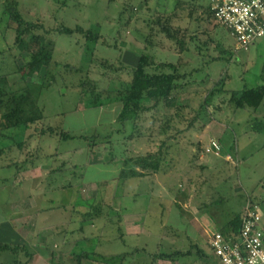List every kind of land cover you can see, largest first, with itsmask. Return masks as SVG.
<instances>
[{
    "label": "rangeland",
    "instance_id": "374dc122",
    "mask_svg": "<svg viewBox=\"0 0 264 264\" xmlns=\"http://www.w3.org/2000/svg\"><path fill=\"white\" fill-rule=\"evenodd\" d=\"M15 1L23 17L41 25L39 33L52 30L50 38L55 49L47 76L45 67L33 76H27L24 70L13 73L27 56L17 48L16 24L8 21L5 12V4ZM195 1L192 15L189 9L179 12L176 18L181 26L179 35L190 47V54L185 53L186 59L190 58L186 68L194 71L190 83L186 82L178 106L149 114L143 121L144 135L134 139L132 123L123 126L116 120L121 107L116 91L131 78L129 69L122 65L135 67L145 51L155 54L157 60L179 58V44L154 22L175 11V0H0V75L11 72L3 84L19 90L32 83L34 91L35 84L51 83L38 93L44 121L0 132V216L4 210L12 213L8 206L26 208V199L31 196L32 204L38 202L46 210L34 215L33 220L21 219L27 224L20 231L32 232L30 222L39 227L41 220L45 224L49 218L60 222L62 233L74 230L72 245L76 251L116 254L134 247L158 250L163 241L161 220L169 224L166 232L170 238L177 237L180 247L186 248L190 242L188 232L196 229L197 233L199 226L211 232L205 218H213L220 229L250 202L264 208V131L253 128L256 119H264V103L253 110L236 108L228 102L230 91L263 82L264 37L247 49L239 48L227 27L209 19V0ZM60 24L74 28L80 25L84 31L59 33L56 29ZM88 29L97 32L99 38L88 40ZM219 41L228 51L226 60L217 59L222 55ZM226 77L230 79L224 93L215 97L208 113L200 114L198 105L215 83ZM86 81L97 84V104L91 92L81 93L82 82ZM49 126L57 132H51ZM60 130L70 132L71 137L63 138ZM211 136L221 140L224 155L202 151L206 158L201 159L195 151ZM164 141L169 145L167 155L164 150V165L171 167V174L162 176L163 182L151 177H119L126 157L156 152ZM228 152L237 160L236 168V163L225 159ZM33 164H40L41 178L25 180L24 175L35 174L32 170L23 172ZM92 205L101 209V217H96L99 209L91 211ZM129 211L140 212V223L145 227L141 235H124L127 229L122 222ZM148 224L150 231L146 230ZM203 229L197 245L205 248L207 256L201 258L195 253L189 264H218L219 258L209 245L210 236ZM82 231L84 235L79 233ZM62 233L51 236L41 247L59 251L61 258L64 255V264H71L69 245L64 244L66 235ZM35 245L32 248L41 244ZM32 250L38 251V247ZM0 255L2 264L4 260L22 262L25 253L5 250Z\"/></svg>",
    "mask_w": 264,
    "mask_h": 264
},
{
    "label": "trees",
    "instance_id": "16d2710c",
    "mask_svg": "<svg viewBox=\"0 0 264 264\" xmlns=\"http://www.w3.org/2000/svg\"><path fill=\"white\" fill-rule=\"evenodd\" d=\"M189 6V7H188ZM197 6L195 0H175V11L169 13L166 18L159 16L155 19V23L160 28V31L165 34L168 38L176 41L179 44V58L176 61L171 60H157L155 54L149 51L143 52L140 57L138 64L135 67L122 65V68L129 69L130 79L127 85L123 88L117 89L115 97L121 102V107L116 120L120 122L123 126L131 122L136 132L133 137L138 138L144 135L143 133V121L149 114L156 115L160 113L165 108H174L178 106L179 99L186 82H189L190 76L193 72H189L187 67L186 59L189 53L190 47L187 43L185 37L179 35L181 26L176 24V18L179 17V12H188L190 15L193 13L192 10ZM206 13H208L209 19L216 23L214 11L212 10V0L206 7ZM5 12L8 16V21L10 23L14 22L16 24V44L17 48L21 51L27 52L25 56L24 63L17 67L13 73H18L24 70L27 76H33L39 73L43 68H46L45 75L50 73L48 70L49 66L53 61V54L55 49V42L50 38L52 30L45 29V33H39L38 30L41 25L27 20L22 12L20 11L18 2L5 4ZM188 24L185 26L186 30ZM59 33L74 34L76 32L82 33L84 31L83 26H77L76 28L68 26L66 24H60L57 29ZM183 31H185L183 29ZM230 31V30H229ZM29 36V37H28ZM28 37V38H26ZM86 38L88 40H97L99 34L97 32H92L91 29L86 31ZM194 38V37H191ZM220 42V41H219ZM219 52L222 54L217 57L218 60H226L225 56L227 49L223 44L218 43ZM190 54V53H189ZM231 54V52H229ZM186 61V62H185ZM190 64V63H188ZM109 68H113L110 66ZM77 71L81 69L75 68ZM198 70V68H197ZM11 72H7L0 75V132L6 131L12 128H29L32 125H36L46 118L45 112L39 103V91L49 84H35L33 91V84H27L26 88H21L19 90H13L12 88L6 87L5 80L9 77ZM262 83H259L255 87H245L241 90L230 91L228 102L230 105L236 108H245L258 110L264 103V71L260 73ZM230 78H220L208 92V94L203 98L199 106V113L204 111L208 113V106L215 102V97L223 94L225 85ZM261 80V81H262ZM95 82H82L81 93L86 94L91 92L93 97V103L97 104L100 96L96 91ZM38 87V88H37ZM189 87V85H188ZM36 89V91H35ZM113 95V94H112ZM111 96V95H110ZM32 101V104H29ZM168 126V125H167ZM254 130L262 132L264 131V119H256L254 122ZM51 132L56 133V129L53 126H49ZM45 132V131H44ZM60 135L63 138L71 137L70 132L60 130ZM221 141V140H220ZM164 141L160 149L156 152H149L147 154L126 157L124 160V166L120 169L119 177L127 180L134 177H146L153 173H162L165 168V156L164 150L169 153V145ZM19 145H24V142H19ZM205 145H199L196 155L200 156L201 152H204ZM164 146H166L164 148ZM224 151V150H223ZM3 149L0 148V154ZM239 165H235V168ZM252 204V202H250ZM99 209L96 217H101V209L96 205L91 206V211ZM90 211V212H91ZM243 211L235 213L222 227L219 229L224 234L237 239L240 235V230L243 224ZM89 212V213H90ZM88 213V214H89ZM101 213V214H100ZM119 216L122 217L120 214ZM72 220V219H71ZM121 221V218H120ZM60 227L56 225L55 228ZM60 229V228H59ZM14 245V244H13ZM11 245V243H5L0 241V251L9 250L11 252H21L25 245ZM194 246H197V250L193 251ZM192 246L191 249L183 250L177 249L171 252H148L146 249H141L136 247L132 252L127 253H116L111 255H101L100 260L102 261H112L115 259L125 260L126 257L134 255L140 251L145 250L152 257L153 263L158 261H179L187 254H197L199 257L204 258L206 252L203 248H199L198 245ZM27 250V249H26ZM69 255L72 258L71 264H86L89 259L95 260L97 257L96 252H89L86 250L76 251L74 248L69 249ZM201 254V255H200ZM66 259V258H65ZM65 261L60 264H64ZM122 264V263H121Z\"/></svg>",
    "mask_w": 264,
    "mask_h": 264
},
{
    "label": "crops",
    "instance_id": "0c3cea01",
    "mask_svg": "<svg viewBox=\"0 0 264 264\" xmlns=\"http://www.w3.org/2000/svg\"><path fill=\"white\" fill-rule=\"evenodd\" d=\"M205 156H204V153L201 152L199 157L201 159H205L206 158ZM39 165L35 166L33 164L32 167L23 171L24 174H27V171H31V170L34 171V173H35L32 175V177H27L24 175L23 178L25 180H31V179L36 180L38 178L40 179L42 171L40 170ZM120 167L121 166H119V168ZM170 171H171V167L170 168L165 167L162 173H153L149 176H146V178H148V177L155 178L156 182H160L161 181L160 178H162V176L165 177L166 175L168 176L171 174ZM172 171H173V169H172ZM163 181H161V182H163ZM43 185L47 186V185H45V183ZM37 186H39V184ZM32 193L33 192H30V195H32ZM31 198H32L31 196L29 197V199L25 198L26 202H27L26 208L23 209L18 204L13 205V207L8 206L7 210L12 211V213L8 214V212L7 211L5 212V210H4L3 214H1L2 216H0V241L5 242V243H11V244H12V242H13V244H23V245H25V247L28 248L27 250H26V248L22 249V252L25 253V256H24V259L22 260V262H20V260L19 261H13V262H11V261L9 262L8 260H4L2 264H20V263L21 264H60L64 260V255H63V258L60 257L61 253H59V255H58L57 252H59V251H53L49 247H46V248L41 247L45 242L49 241L51 236L60 235L62 233V231L59 228H55V226L59 225L60 222L50 221L49 218H46V220H48V221L45 220V224H43L42 222L44 221V219L41 220V223H40L41 225L39 224L40 225L39 227L37 224H33L32 222H30V224H32V226H33L32 232L28 231L25 234L24 231H20V228H24L25 224H27L26 223L27 220L21 221V219L31 218V220H33L34 215L39 214L41 212H44V210H46V208H44V209L41 208L42 206L40 204H38V202L32 204V202L30 201ZM26 210H29L30 213L28 214L26 212ZM129 210H131V209H129ZM136 211H139V210H136ZM139 214H140V212H134V211H129V213H124L125 220L122 222V224L127 229L126 233H124V235L135 236V235H141L142 234V231H144L145 227L141 226V223H140L141 219H139ZM149 223L152 224V222H149ZM204 223H208L209 224L208 226H210V228H212V230H214V231L219 230L218 222L214 221L213 218L211 220H208L207 218H205ZM150 224H148L149 225L148 228L146 227L147 231H150L152 228ZM161 225H163L162 231H161L163 233H160V234H162L163 241L160 244L162 246L159 245L158 250H156V251H162L160 249L161 247H164V248H167L170 250V251L167 250V252H171V251H174L177 249L188 250V249H191L192 246L197 245V241H198L197 239H200L201 236L204 235L203 233L201 235V232H202L201 230L203 229L201 226H199V228H201L200 229L201 232L197 230L198 232L196 233L195 232L196 229L193 230L194 231L193 233L188 232L187 233L188 235L186 238L188 240H190L189 245L188 246L186 245L187 246L186 248H181L180 242L176 241L177 237L173 236V238H170V234L166 232L169 229V224L168 223L165 224V222L163 220H161ZM48 227H49V229H48ZM51 228H53V229L51 230ZM203 230L206 233L208 232L209 236H211V234L213 233L212 230H211V232H209L207 230V228H204ZM79 233H81L82 235L85 234V233H83V231L79 232ZM62 234L66 235L64 244L67 243L69 245V246H67V248L68 247H69V249L73 248L72 242L75 240L73 238V236L75 235L74 230L67 231V232H64ZM68 235H70L72 237L70 239H67ZM191 241H193V243ZM24 243H26V244H24ZM35 243L41 244L40 246H37L38 251L32 250L33 248L34 249L37 248V247H35L36 246ZM57 243H61V242H57ZM32 245H35V246H33V248H32ZM29 246H30V249H29ZM56 246H57V244H53V247H56ZM199 248H202V247L199 245ZM135 249H136V247H134L131 251H126V252H122V253L132 252ZM141 249H146V251H149L147 248H141ZM203 249L205 250L204 247H203ZM196 250H197V246H194L193 251H196ZM146 251L143 250V251H140L134 255H130V256L125 258L124 262L120 258L112 260V261H102V260H100L101 255L105 256V255H111V254H100L97 251H94L97 253V255H96L97 258L95 260L89 259L87 262H91L89 264H121V263L122 264H154L152 257ZM156 251H149V252H156ZM162 252H165V251H162ZM1 254H3V253H1ZM0 256H3V255H0ZM129 259H131V260L129 261ZM192 259H194L193 253L187 254L186 256H184L179 261H169V262L168 261H166V262L158 261V262H155V264H189L192 261ZM219 263L220 262H218V264Z\"/></svg>",
    "mask_w": 264,
    "mask_h": 264
},
{
    "label": "built area",
    "instance_id": "2783aa9c",
    "mask_svg": "<svg viewBox=\"0 0 264 264\" xmlns=\"http://www.w3.org/2000/svg\"><path fill=\"white\" fill-rule=\"evenodd\" d=\"M216 21L227 27L239 48L264 37V0H212ZM205 154L224 155L219 139L210 137ZM225 159L238 163L234 155ZM243 224L237 239L220 230L210 236L209 244L220 264H264V208L260 203L248 205L242 215Z\"/></svg>",
    "mask_w": 264,
    "mask_h": 264
}]
</instances>
